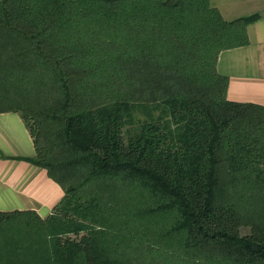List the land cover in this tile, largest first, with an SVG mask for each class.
<instances>
[{
    "label": "trees",
    "instance_id": "obj_1",
    "mask_svg": "<svg viewBox=\"0 0 264 264\" xmlns=\"http://www.w3.org/2000/svg\"><path fill=\"white\" fill-rule=\"evenodd\" d=\"M261 17L0 0V113L64 191L46 217L0 212V264H264V106L229 100L217 70ZM148 104L166 116L135 126Z\"/></svg>",
    "mask_w": 264,
    "mask_h": 264
},
{
    "label": "crops",
    "instance_id": "obj_2",
    "mask_svg": "<svg viewBox=\"0 0 264 264\" xmlns=\"http://www.w3.org/2000/svg\"><path fill=\"white\" fill-rule=\"evenodd\" d=\"M227 20L261 14L247 27L249 44L223 51L218 72L228 78L227 98L264 106V0H210ZM32 136L17 112L0 113V212L34 210L49 215L64 191L33 165Z\"/></svg>",
    "mask_w": 264,
    "mask_h": 264
},
{
    "label": "rangeland",
    "instance_id": "obj_3",
    "mask_svg": "<svg viewBox=\"0 0 264 264\" xmlns=\"http://www.w3.org/2000/svg\"><path fill=\"white\" fill-rule=\"evenodd\" d=\"M211 4V1H210ZM212 5V4H211ZM213 6V5H212ZM215 7V6H213ZM166 116V111L159 104H148L140 107H136L133 111L134 125L137 126L139 122L149 120L151 118H158ZM46 217V216H45ZM243 234L248 232L247 230L241 231Z\"/></svg>",
    "mask_w": 264,
    "mask_h": 264
}]
</instances>
